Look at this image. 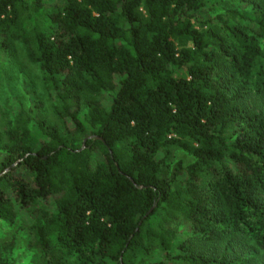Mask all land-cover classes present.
<instances>
[{
	"label": "trees",
	"instance_id": "obj_1",
	"mask_svg": "<svg viewBox=\"0 0 264 264\" xmlns=\"http://www.w3.org/2000/svg\"><path fill=\"white\" fill-rule=\"evenodd\" d=\"M60 124L0 134V264H264V0H0Z\"/></svg>",
	"mask_w": 264,
	"mask_h": 264
},
{
	"label": "rangeland",
	"instance_id": "obj_2",
	"mask_svg": "<svg viewBox=\"0 0 264 264\" xmlns=\"http://www.w3.org/2000/svg\"><path fill=\"white\" fill-rule=\"evenodd\" d=\"M33 102H37L36 106L49 124H60L39 68L27 60L20 46L16 45L7 52L0 51V134L6 132L19 107L29 111ZM17 228L18 225L10 227L0 224V243L10 242ZM26 245V240L18 236L15 248L18 264L31 263L32 253Z\"/></svg>",
	"mask_w": 264,
	"mask_h": 264
}]
</instances>
